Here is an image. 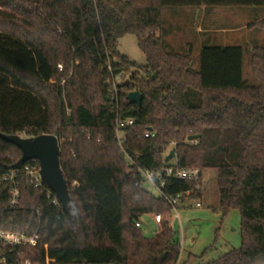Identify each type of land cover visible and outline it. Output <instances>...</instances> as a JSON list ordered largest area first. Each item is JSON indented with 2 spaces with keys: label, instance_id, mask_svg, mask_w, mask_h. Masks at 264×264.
Returning a JSON list of instances; mask_svg holds the SVG:
<instances>
[{
  "label": "trees",
  "instance_id": "16d2710c",
  "mask_svg": "<svg viewBox=\"0 0 264 264\" xmlns=\"http://www.w3.org/2000/svg\"><path fill=\"white\" fill-rule=\"evenodd\" d=\"M201 5L264 7V0H0V133L57 137L74 212L69 219L52 203L53 192L47 197L45 183L33 187L22 171L0 181V230L39 236L27 257L181 264L178 233L168 221L152 238L135 226L144 214L171 211L135 185L137 167L173 165L215 170L220 206L240 214L239 247L205 264H264V47L250 54L256 86L242 79L240 46L204 45L197 61L173 51L160 34L163 7ZM249 26L264 29V17ZM128 34L142 65L118 50ZM119 75L127 79L114 84ZM131 91L141 94L139 106L126 100ZM121 120L133 123L117 138ZM20 156L0 138V175ZM33 164L39 165L23 166ZM12 184L19 199L11 208ZM197 184L167 179L160 190L196 199Z\"/></svg>",
  "mask_w": 264,
  "mask_h": 264
},
{
  "label": "rangeland",
  "instance_id": "374dc122",
  "mask_svg": "<svg viewBox=\"0 0 264 264\" xmlns=\"http://www.w3.org/2000/svg\"><path fill=\"white\" fill-rule=\"evenodd\" d=\"M197 7H171L162 9L163 35L175 52L184 53V44L188 41L198 42L202 37L212 40V46H240L243 51L242 79L250 86L258 85V81L250 72V54L254 46L264 47V29L250 27L253 21L264 16V7L254 6H213V9L202 15L197 14ZM233 15V16H232ZM252 22V23H251ZM247 25V28L244 26ZM201 29L202 34H195ZM233 42V43H232ZM236 42V43H234ZM118 50L137 64H144L145 57L137 47L134 35H125L118 40ZM119 75L114 84L126 80ZM113 90L116 89L113 85ZM20 136L25 137V134ZM119 137L122 134L118 133ZM216 172L203 169L196 191L200 196L196 199L185 198L178 201L175 210L160 213L161 221L166 220L178 233L181 246L179 261L181 264H205L216 260L228 251L240 245V214L237 209L225 212L219 204L216 185ZM154 197L159 191L148 190ZM157 212L141 216L144 223L143 233L152 238L158 226L153 220Z\"/></svg>",
  "mask_w": 264,
  "mask_h": 264
},
{
  "label": "built area",
  "instance_id": "2783aa9c",
  "mask_svg": "<svg viewBox=\"0 0 264 264\" xmlns=\"http://www.w3.org/2000/svg\"><path fill=\"white\" fill-rule=\"evenodd\" d=\"M58 67L61 69L60 65ZM132 123V120L116 121L117 138H120L118 136L119 129L127 124L131 125ZM144 136L152 138L154 137V133L152 131H147L145 132ZM193 143H195V141H193ZM172 145H174V143H172ZM128 161L129 166L135 165L130 158ZM16 171H22L33 187L37 188L42 186L43 181L41 180L39 174V165L36 166L34 164L22 166L21 169L18 170H10L9 174L0 175V181L11 179L15 175ZM136 171L137 176H134L136 180L135 185L145 191H148L150 188L157 189L159 191V197L163 198L171 206V210L176 209V204L181 200L182 195L175 194L173 196H169L164 194L160 190V187L164 185V182L167 179L198 182L201 175V171L197 168H181L175 167L173 165L164 166L160 171L156 172L142 170L138 167ZM196 187L198 188V184ZM50 192L52 191L48 189L47 197H49ZM189 194V191L185 192V195ZM18 199L19 189L15 184H12L9 191V207L12 208L17 206ZM52 203L54 205H60L56 197L52 199ZM161 218L162 217L160 214H154L153 219L151 220L159 225ZM135 226L143 229L144 223L141 217L135 221ZM158 230L159 226L156 230V233ZM38 238L39 236L36 230L30 234H26L24 232L0 230V264H53L45 259L43 261H34L30 257L26 256V253L30 252L37 245Z\"/></svg>",
  "mask_w": 264,
  "mask_h": 264
},
{
  "label": "water",
  "instance_id": "95a60500",
  "mask_svg": "<svg viewBox=\"0 0 264 264\" xmlns=\"http://www.w3.org/2000/svg\"><path fill=\"white\" fill-rule=\"evenodd\" d=\"M126 100L128 103L139 106L142 96L138 91H131L127 94ZM0 138L17 147L21 153L20 158L10 166V170L21 169L26 161L36 160L39 164L41 180L53 192L62 211L71 219L74 212L71 208L66 181L60 168L57 137L53 134L22 137L0 133ZM173 153L174 151L170 150V154L173 155Z\"/></svg>",
  "mask_w": 264,
  "mask_h": 264
},
{
  "label": "crops",
  "instance_id": "0c3cea01",
  "mask_svg": "<svg viewBox=\"0 0 264 264\" xmlns=\"http://www.w3.org/2000/svg\"><path fill=\"white\" fill-rule=\"evenodd\" d=\"M196 12H197V14L199 13H202V15L203 14H205V13H208V12H212V10L213 9H208V7L207 6H204V5H201V6H198L197 8H196ZM233 16V15H232ZM262 17H264V16H262ZM262 17H260V18H262ZM161 18H162V20H163V17H162V12H161ZM259 18V19H260ZM255 21H257V20H255ZM255 21H253V22H255ZM252 23V22H251ZM244 28H247V25H245L244 26ZM196 33L195 34H199V35H201L202 34V31H201V29H196V31H195ZM163 33V30L161 29V31H160V34H161V36H162V39H163V42L166 44V45H168L169 46V43H168V41H166V36L165 35H163L162 34ZM213 43V41L212 40H210V39H208L207 37H202L201 39H199L198 40V42H192V41H188V42H186L185 44H184V48H185V50H184V52L185 53H190V55H191V57L194 59V60H198V55H199V51H200V49L202 48V46H204V45H211ZM233 43V42H232ZM234 43H236V42H234ZM238 44H236V45H234V44H232V45H229V46H237ZM170 47V46H169Z\"/></svg>",
  "mask_w": 264,
  "mask_h": 264
},
{
  "label": "clouds",
  "instance_id": "9594fccd",
  "mask_svg": "<svg viewBox=\"0 0 264 264\" xmlns=\"http://www.w3.org/2000/svg\"><path fill=\"white\" fill-rule=\"evenodd\" d=\"M70 211V210H69ZM70 214H71V211H70Z\"/></svg>",
  "mask_w": 264,
  "mask_h": 264
}]
</instances>
